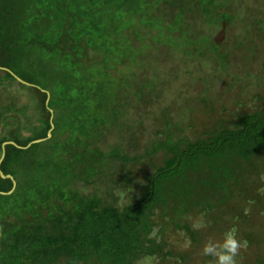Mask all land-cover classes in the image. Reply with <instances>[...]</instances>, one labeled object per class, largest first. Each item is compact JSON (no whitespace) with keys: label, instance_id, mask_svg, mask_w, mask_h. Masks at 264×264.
I'll use <instances>...</instances> for the list:
<instances>
[{"label":"trees","instance_id":"1","mask_svg":"<svg viewBox=\"0 0 264 264\" xmlns=\"http://www.w3.org/2000/svg\"><path fill=\"white\" fill-rule=\"evenodd\" d=\"M253 1L0 0V170L16 182L0 175V264H190L233 225L248 241L239 264H264ZM223 24L241 39L217 41ZM246 75L253 106L220 107L216 83Z\"/></svg>","mask_w":264,"mask_h":264},{"label":"rangeland","instance_id":"2","mask_svg":"<svg viewBox=\"0 0 264 264\" xmlns=\"http://www.w3.org/2000/svg\"><path fill=\"white\" fill-rule=\"evenodd\" d=\"M245 1H249V5L251 4H255L256 1H253V0H245ZM259 3H263L262 0H258ZM251 3V4H250ZM258 3V4H259ZM246 6V5H245ZM244 9V12L247 10L248 11V6L247 7H243ZM246 11V12H247ZM243 12V13H244ZM245 15L246 13H244V18H245ZM249 22L251 20H248ZM241 34V26H237L234 31L231 32V34L228 36V37H225L224 40H227V39H231L233 42L236 40L237 38V41H239L241 39V37L239 36ZM227 36V35H226ZM242 51H240L239 53H241ZM238 53V54H239ZM237 54V55H238ZM260 59V55H256V60L253 59V64H254V67L251 68L252 70H249L251 74H255V73H258L259 71H261V66L260 64H257V61H259ZM242 64V62H240ZM240 63H237L239 65V68L241 69V65ZM243 65V64H242ZM245 72V70H244ZM242 74V73H241ZM246 74V73H244ZM237 83L238 85H231L229 88H227V86L230 84V83ZM217 88H216V92H220L222 94V97H221V100L219 102V105L220 107L222 106H226L229 108V111H234V109H236V106L233 104V102H235L237 99H241L242 98V101L243 103L245 104V108L248 109L250 106H253V104L255 103V100H254V96H253V93H257L258 91V82L257 80H255V78H251L249 79V77L246 75L244 77L243 80L241 81H236L235 79H232L230 78V80L228 81H225L222 83V81L220 82H217ZM238 86L240 87H244V89L242 90V96L240 95V89L238 88ZM223 88V89H222ZM226 89H228L229 92H224V90L226 91ZM1 96V95H0ZM218 105V107H219ZM244 109V107H243ZM147 135V134H146ZM91 190V187L89 188ZM116 195L117 196H120L118 195V192H116ZM127 196L125 198H123L122 202L123 203H126L128 200H127ZM203 216H196V217H193L194 219V222H195V226L196 224L198 223V221L200 220H203L202 218ZM210 226V225H209ZM209 226L207 227H204V228H197L196 227V230L198 231H203L205 228H208ZM210 235L208 237H205V241L204 243L209 239V238H214V239H222V237H219V235L217 233H209ZM184 237H185V234L184 233H179L177 234V236L175 238H171V241L174 243L175 247L177 249H187V250H190V247H189V243H187L185 240H184ZM201 248H196L195 250V253H193L192 257H193V261L192 263L190 264H200L199 262V255L201 253ZM199 250H200V253H199ZM192 251V250H191ZM244 251H242L241 254H243Z\"/></svg>","mask_w":264,"mask_h":264},{"label":"clouds","instance_id":"3","mask_svg":"<svg viewBox=\"0 0 264 264\" xmlns=\"http://www.w3.org/2000/svg\"><path fill=\"white\" fill-rule=\"evenodd\" d=\"M130 190H118L121 199L129 194ZM196 227H207L203 220L198 221ZM248 247V241L239 238L238 228L233 225L227 229L222 239L209 238L201 249V254L214 258L212 264H239L238 257ZM137 264H159L158 257L146 255L137 261Z\"/></svg>","mask_w":264,"mask_h":264},{"label":"water","instance_id":"4","mask_svg":"<svg viewBox=\"0 0 264 264\" xmlns=\"http://www.w3.org/2000/svg\"><path fill=\"white\" fill-rule=\"evenodd\" d=\"M225 29H226V24H223V27H222V29H221V31L216 35V40L217 41H219V40H223L224 38H225ZM51 131L52 130H50V132H49V137L51 136ZM36 142H38V141H36ZM11 144H15V143H13V142H10ZM6 144L7 143H5L4 144V146H6ZM16 145V144H15ZM4 157H5V151H3V156H2V159H1V161L4 159ZM1 161H0V163H1ZM0 175L3 177V178H10V179H12L13 181H14V179L11 177V176H6V175H4L2 172H1V170H0ZM14 187H16V182L14 181ZM13 192V190L12 191H10L8 194H11Z\"/></svg>","mask_w":264,"mask_h":264}]
</instances>
